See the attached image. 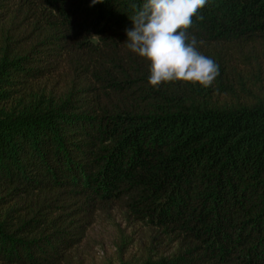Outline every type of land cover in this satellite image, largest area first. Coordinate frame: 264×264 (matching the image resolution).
<instances>
[{"label":"trees","instance_id":"obj_1","mask_svg":"<svg viewBox=\"0 0 264 264\" xmlns=\"http://www.w3.org/2000/svg\"><path fill=\"white\" fill-rule=\"evenodd\" d=\"M142 3L0 0V264H68L112 210L178 242L137 264H264V0L193 17L206 88L148 85Z\"/></svg>","mask_w":264,"mask_h":264},{"label":"clouds","instance_id":"obj_2","mask_svg":"<svg viewBox=\"0 0 264 264\" xmlns=\"http://www.w3.org/2000/svg\"><path fill=\"white\" fill-rule=\"evenodd\" d=\"M100 3L102 0H92ZM208 0H143L125 29V47L148 62V85L166 83L212 85L219 74L213 59L198 50V41L188 32L193 17ZM202 19V17H201Z\"/></svg>","mask_w":264,"mask_h":264},{"label":"rangeland","instance_id":"obj_3","mask_svg":"<svg viewBox=\"0 0 264 264\" xmlns=\"http://www.w3.org/2000/svg\"><path fill=\"white\" fill-rule=\"evenodd\" d=\"M178 242L126 213H98L82 242L68 253V264H137L171 257Z\"/></svg>","mask_w":264,"mask_h":264}]
</instances>
